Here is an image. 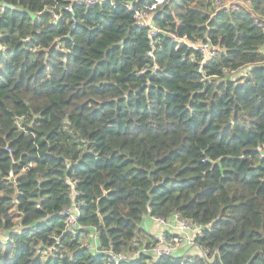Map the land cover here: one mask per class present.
<instances>
[{"label": "trees", "instance_id": "trees-1", "mask_svg": "<svg viewBox=\"0 0 264 264\" xmlns=\"http://www.w3.org/2000/svg\"><path fill=\"white\" fill-rule=\"evenodd\" d=\"M76 1L0 0V264H111L174 214L206 256L119 264H264V0H167L154 40L135 0Z\"/></svg>", "mask_w": 264, "mask_h": 264}, {"label": "built area", "instance_id": "built-area-1", "mask_svg": "<svg viewBox=\"0 0 264 264\" xmlns=\"http://www.w3.org/2000/svg\"><path fill=\"white\" fill-rule=\"evenodd\" d=\"M102 1L103 0H77L76 2L90 5L94 3H101ZM166 1L167 0H143L140 2V0H135L134 2L129 1L126 3L127 8L133 12L137 25L148 28L149 36L152 38V40H154L161 31L152 20V16L154 12ZM250 3L251 0H215V4L218 8L232 10L239 9L240 7L249 8ZM68 10H72L71 5L68 7ZM53 15L55 19L59 17V14L56 12H54ZM170 34L175 41L193 45L200 49L205 59H210L216 56V48L210 43L196 45L188 40L187 35L181 36L177 33ZM63 212L66 214V226L72 230L79 228V205L76 202H73L72 204L65 206L63 208ZM152 218H154V220L159 224H165L166 222H176L180 229L190 231L192 233V238L187 240V247L198 248L199 255H207V249L202 248L195 240L197 234L201 233L202 231L200 224L192 221L191 219L185 218L180 214H174L168 219L159 216ZM90 234H92L93 240L88 242V240H90L88 237L86 246L90 250L98 251V234L95 231H92ZM177 243V237L167 236L163 233V231L160 230L157 232V235H154L149 241L141 243L138 249H136L134 252L126 253L115 252L112 250H108L107 252L109 254V260L111 261V264H119L123 261L130 262L136 257L141 256V254H149L152 257L169 254L171 255L175 251Z\"/></svg>", "mask_w": 264, "mask_h": 264}, {"label": "rangeland", "instance_id": "rangeland-1", "mask_svg": "<svg viewBox=\"0 0 264 264\" xmlns=\"http://www.w3.org/2000/svg\"><path fill=\"white\" fill-rule=\"evenodd\" d=\"M153 221L154 218H152ZM157 223V221H155ZM166 227L169 229H164L163 233L167 236H174V237H177L178 239V243L176 245V249L175 251L171 254V255H174V256H186V258H189V256L191 255H194L193 252L196 248H190L187 247V240L192 238V233L190 231H186L184 229H180L179 228V225L176 223V222H166ZM142 232L143 234L146 235V238L142 237L143 239H147V241H149L154 235H157V233L153 232L151 229H147V230H144L142 229ZM91 235V234H90ZM89 235V238L91 241V236ZM183 249V250H181ZM198 250V249H197ZM181 252L180 254H177L178 252ZM199 254V252H198Z\"/></svg>", "mask_w": 264, "mask_h": 264}, {"label": "crops", "instance_id": "crops-1", "mask_svg": "<svg viewBox=\"0 0 264 264\" xmlns=\"http://www.w3.org/2000/svg\"><path fill=\"white\" fill-rule=\"evenodd\" d=\"M144 230L147 229H151L153 232L157 233L158 231H160L161 229H163V226H161L159 223H156L155 221L152 220L151 217H149L148 219L146 218L145 222H144ZM91 240H93L92 234H91ZM190 249V248H189ZM198 248H196L193 252V254H198L199 250H197ZM183 250V249H181ZM181 252L178 251L177 254H180Z\"/></svg>", "mask_w": 264, "mask_h": 264}, {"label": "water", "instance_id": "water-1", "mask_svg": "<svg viewBox=\"0 0 264 264\" xmlns=\"http://www.w3.org/2000/svg\"><path fill=\"white\" fill-rule=\"evenodd\" d=\"M3 5H4V6H7V7L14 8V6H13L12 4H9V3H7V2H3Z\"/></svg>", "mask_w": 264, "mask_h": 264}]
</instances>
